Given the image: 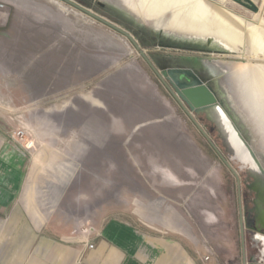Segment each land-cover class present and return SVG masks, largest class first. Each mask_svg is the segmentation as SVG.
Here are the masks:
<instances>
[{
	"label": "rangeland",
	"instance_id": "1",
	"mask_svg": "<svg viewBox=\"0 0 264 264\" xmlns=\"http://www.w3.org/2000/svg\"><path fill=\"white\" fill-rule=\"evenodd\" d=\"M73 1L129 32L157 69L190 65L207 79L203 61L233 66L241 75L213 69L211 85L264 168V53L251 54L246 31L241 46L210 49L165 33L170 23L187 27L190 1L167 10L158 28L144 11L158 0L144 4L137 21L115 0ZM202 1L212 22L224 10L258 32L264 47V0H251L254 10L243 0ZM254 67L263 73L262 87L249 111L241 100ZM0 126L16 139L22 133L28 161L16 211L0 218L7 263L18 246L29 257L35 243L27 241L36 230L49 237L50 223L54 238L90 241L116 225L138 245L145 237L177 242L192 264H242L237 180L117 32L59 0H0ZM14 214L21 226L14 227ZM14 236L22 244H13ZM244 249L253 252L249 240Z\"/></svg>",
	"mask_w": 264,
	"mask_h": 264
},
{
	"label": "crops",
	"instance_id": "2",
	"mask_svg": "<svg viewBox=\"0 0 264 264\" xmlns=\"http://www.w3.org/2000/svg\"><path fill=\"white\" fill-rule=\"evenodd\" d=\"M130 73L129 71L124 74L130 76ZM27 162L25 152L4 127L0 126V218L7 217L5 213L9 216L16 211ZM14 217V227L21 226L23 222L19 215L14 214ZM51 230L53 227L49 223V237L43 236L38 230L30 237L31 240L27 243H35V248L29 257H23L22 248L18 246L14 250L13 260L7 263L4 248L0 252V264H182L187 259L192 264L191 257H183L181 246L177 242H150L145 237L138 245L135 241L128 240L125 236L129 235L124 236V231L116 225L94 233L90 241L79 235L71 239L63 236L54 238ZM131 234H134V238H139L137 233L135 235L132 231ZM5 242L4 240L3 244ZM13 244H22V237L14 236ZM89 245L93 248L89 249ZM163 246H167L168 250L159 251Z\"/></svg>",
	"mask_w": 264,
	"mask_h": 264
},
{
	"label": "water",
	"instance_id": "3",
	"mask_svg": "<svg viewBox=\"0 0 264 264\" xmlns=\"http://www.w3.org/2000/svg\"><path fill=\"white\" fill-rule=\"evenodd\" d=\"M59 1L125 37L137 50L146 65L168 90L196 129L218 155L222 163L237 180L238 193L239 176L233 169V166L236 167L238 172L244 171L253 180L250 190L261 197V194L264 193V168L257 154L246 141L243 133L235 123V120L223 106L216 91L211 87L207 79L199 76V74L195 73L193 70L186 68L167 67L158 71L129 32L96 15L91 10L79 5L73 0ZM232 1L242 3L240 0ZM243 1L244 3L242 4L244 6L250 10L255 9L251 0ZM210 137L215 139L222 149V153ZM239 229L242 255H244L243 226L241 219L239 220Z\"/></svg>",
	"mask_w": 264,
	"mask_h": 264
},
{
	"label": "bare ground",
	"instance_id": "4",
	"mask_svg": "<svg viewBox=\"0 0 264 264\" xmlns=\"http://www.w3.org/2000/svg\"><path fill=\"white\" fill-rule=\"evenodd\" d=\"M116 1L119 2V4H121V6H123L126 9V12L129 16H132L134 18V20L137 21V19H140L139 17H141V16H139V11H142L143 5L148 3V1H150V0H140V4H141L140 8L138 6L135 7V5L132 4L131 0H115V2ZM158 1L155 2L156 4L150 5L148 9L144 10L146 15L151 20L157 21V28L160 24L159 18H161V16L167 10H171V9L177 7L178 3H179V0H158ZM185 1L191 2V14L189 16V20L187 21L188 22L187 27L186 28H180L176 24L170 23V24H168L169 26L167 25L168 27H166L164 29L165 33H167L166 35H169V36L175 38L176 32H177L178 34L181 35V37H184V38L187 37L186 41L195 42V43L201 42V43L208 45L210 49L218 48V49H222V50H230L231 51L241 44V40H243L242 39V31H244V32L246 31L247 32V40H248L249 44L252 46L251 54L257 55V54H263L264 53V47L261 46V44H260L261 36L258 34V32L254 31L250 28L245 30L243 28L241 21L236 16H234V15H232V14H230L224 10L223 11L221 10V11H219L220 15L218 14L219 15L218 21L215 23V22H212L211 19L209 18L208 8L206 6L207 4L205 5V3L202 0H185ZM117 4L115 3L116 6H117ZM119 4H118V6H119ZM118 6H117V8H119ZM208 7L210 8V6H208ZM164 26H165V24H164ZM247 45H248V43H247ZM251 46H249V47H251ZM234 51H236V50H234ZM204 64L210 69V77H211V81H212L211 83H215L216 78H217L213 72V69L218 70V71H222L223 68L225 67L224 70L226 68H227V70L228 69L230 71L232 70V72H231L232 74L229 73L227 70L226 71L233 76V79H235L237 76L241 75V73L237 72L236 70H234V68H232L233 66L231 68L227 67L224 64H222L221 62L215 61L213 59L206 60L204 62ZM251 70H253V72H251V73H252V76L254 75V77L252 79V82L249 85H247V87L244 86V89L246 90V94H245L246 97L241 100L243 108L247 109L249 111H250V108H252V105L257 103L256 102V92H257V89L260 88V86H261L260 84H261V81L263 78V73H262L260 68L254 67ZM229 74H226V75H229ZM262 88H264V87H262ZM217 96L220 99V97H219L220 95H217ZM260 97H258V98H260Z\"/></svg>",
	"mask_w": 264,
	"mask_h": 264
},
{
	"label": "flooded vegetation",
	"instance_id": "5",
	"mask_svg": "<svg viewBox=\"0 0 264 264\" xmlns=\"http://www.w3.org/2000/svg\"><path fill=\"white\" fill-rule=\"evenodd\" d=\"M205 61H203V64ZM173 68L191 69L195 73L199 74V76L203 77L200 72L198 73V71L194 67H193L194 69L191 68L190 65L175 66ZM160 69L161 68H158L157 70L160 71ZM207 75L209 76L207 80L211 84L212 81L210 77V69L208 67H207ZM243 175L244 173L238 175L239 193L237 191V198H236L238 225H239V220L241 219L243 226V246L245 240H249V248L251 252L252 251L253 252L249 253L247 256L244 249V255H242L241 235L239 229L241 260H242V264H264V193L261 194L260 197L255 192L251 191L250 187L252 181L245 179ZM249 190L252 193L251 192L248 193Z\"/></svg>",
	"mask_w": 264,
	"mask_h": 264
},
{
	"label": "built area",
	"instance_id": "6",
	"mask_svg": "<svg viewBox=\"0 0 264 264\" xmlns=\"http://www.w3.org/2000/svg\"><path fill=\"white\" fill-rule=\"evenodd\" d=\"M21 134H22V133H17V136H18L19 139H16L15 136H14V139H15V141L18 143V145H19L21 148H23L24 144H23V142H22ZM21 142H22V143H21ZM92 248H93L92 245H89V249H92Z\"/></svg>",
	"mask_w": 264,
	"mask_h": 264
}]
</instances>
